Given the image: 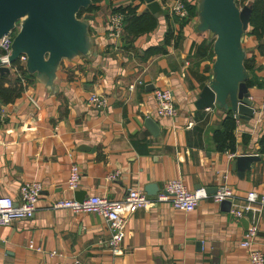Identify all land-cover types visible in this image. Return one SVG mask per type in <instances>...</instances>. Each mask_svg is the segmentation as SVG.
<instances>
[{"label": "crops", "instance_id": "0c3cea01", "mask_svg": "<svg viewBox=\"0 0 264 264\" xmlns=\"http://www.w3.org/2000/svg\"><path fill=\"white\" fill-rule=\"evenodd\" d=\"M127 3L103 0L87 12L94 16L95 57L63 60L56 94L39 92L35 75L25 69L9 66L10 73L1 72L4 86L15 92L8 102L0 96L11 113L0 124V195L19 200L21 185L32 180L40 181L43 191L32 217L0 225V264H252L241 246L251 224L258 226L251 249L264 250V210L239 219L233 200L203 199L192 212L170 203L140 208L127 216L120 255L112 252L111 230L102 216L52 207L64 196L120 200L132 188L149 194L150 184L159 192L171 179L210 193L229 184L238 203L252 190L264 191V36L251 34L250 26L244 40L254 56L249 92L255 115L231 114L234 149L221 150L216 134L227 112L196 106L215 60L212 42L196 29L197 17L181 20L161 1L168 13L158 18L156 29L130 42L122 38L124 29L114 32L111 19L113 7ZM137 3L139 13L149 10ZM157 88L173 91L177 116L157 114ZM94 94L104 96L106 106L97 107ZM241 155L260 158L244 177L233 167ZM73 163L81 177L77 190L69 191Z\"/></svg>", "mask_w": 264, "mask_h": 264}, {"label": "water", "instance_id": "95a60500", "mask_svg": "<svg viewBox=\"0 0 264 264\" xmlns=\"http://www.w3.org/2000/svg\"><path fill=\"white\" fill-rule=\"evenodd\" d=\"M132 1L145 2L157 18L168 13L161 0ZM91 4L92 0H0V39L15 33L9 62L26 55V70L35 75L39 92L47 96L59 92L57 81L63 60L95 57L96 39L90 32L94 16L85 13L79 17L80 11ZM196 12V29L212 42L215 54L211 78L196 101L197 108L215 105L237 119L253 117L255 109L248 86L251 76L245 65L248 52L244 46L252 7L241 8L237 0H198ZM10 71L9 66L0 65V72ZM147 123L158 131L152 118ZM259 159L256 155L237 156L233 167L244 177L246 170ZM157 191L155 184L147 189L149 194ZM222 203L230 204V201Z\"/></svg>", "mask_w": 264, "mask_h": 264}, {"label": "built area", "instance_id": "2783aa9c", "mask_svg": "<svg viewBox=\"0 0 264 264\" xmlns=\"http://www.w3.org/2000/svg\"><path fill=\"white\" fill-rule=\"evenodd\" d=\"M169 3L167 9L175 14L181 20H189L191 13L186 0H167ZM124 14L115 12L112 15V24L114 32L120 34L123 30ZM15 33L0 39V65H6L15 68L17 71L22 67L26 70V55L19 57L18 64L9 62V56L12 51V43ZM143 84L142 80L138 81ZM135 84L130 86L131 89ZM154 97L157 104V114L160 116L175 117L178 114V108L174 100L173 91L170 88H157L154 90ZM92 102L97 107H104L107 99L104 96L94 94ZM11 116L10 109L0 99V124L4 123ZM234 156V154H231ZM81 172L79 165L73 163L68 180V190L75 191L80 184ZM43 191V184L40 181L32 180L23 183L20 187L19 200L11 196L0 195V225L6 226L12 222L30 218L37 211V205ZM212 198L215 202L233 200L232 212L235 217L243 218L247 213L264 210V191L257 192L252 190L247 193L239 203L234 189L229 184H223L217 188L216 192L210 193L205 187L191 190L181 179L167 180L163 188L155 195L150 196L145 191L136 188L129 190L128 194L120 200H111L106 195H91L83 201L73 197H60L52 202L53 208L69 209L74 213H95L102 216L108 223L111 230L109 245L115 255L123 253L122 245L126 236L127 216L133 214L140 208H152L161 203H170L174 208L182 209L185 212H192L196 209L200 201ZM258 234L257 224H251L248 228L241 246L249 250V257L252 264H264V250L251 249L254 240ZM34 248L33 242L29 245ZM41 250V248H37Z\"/></svg>", "mask_w": 264, "mask_h": 264}, {"label": "trees", "instance_id": "16d2710c", "mask_svg": "<svg viewBox=\"0 0 264 264\" xmlns=\"http://www.w3.org/2000/svg\"><path fill=\"white\" fill-rule=\"evenodd\" d=\"M103 0H92V4L86 8L82 9L79 13V17H82L83 14L87 12H91L96 9V4L102 2ZM165 2L167 0H161ZM188 2V8L192 15L197 17L196 12V3L198 0H186ZM249 5L252 7V15L250 26L252 27L251 34L257 35L259 39H262L264 36V0H249ZM139 3L137 1L128 0L126 5L119 4L116 7H113L114 12H120L124 14V22H123V35L122 38L125 41H133L135 38L144 33L152 32L158 26V18L155 17L149 10L144 13H139ZM189 21V20H186ZM249 28L246 33H248ZM1 53V51H0ZM249 53V52H248ZM254 56L248 54L245 59V65L250 72V79L248 80V86H252L255 82L252 80L253 78V70L254 65L252 59ZM18 61L14 62V65H17ZM19 69H23L19 67ZM5 75L0 72V96L3 98L5 102H8L10 99V94L12 91L15 92V89L12 86L5 87L4 80ZM19 81V79H18ZM18 81H16L18 83ZM20 93L23 91V87L19 85ZM231 112H227V117L224 120L223 129L218 130L216 134L217 146L221 150H233L234 149V129L236 126L235 119L232 117ZM263 142V141H262Z\"/></svg>", "mask_w": 264, "mask_h": 264}, {"label": "rangeland", "instance_id": "374dc122", "mask_svg": "<svg viewBox=\"0 0 264 264\" xmlns=\"http://www.w3.org/2000/svg\"><path fill=\"white\" fill-rule=\"evenodd\" d=\"M238 6L243 7L245 5H249V0H237Z\"/></svg>", "mask_w": 264, "mask_h": 264}]
</instances>
